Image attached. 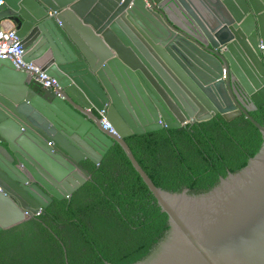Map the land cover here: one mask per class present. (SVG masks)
<instances>
[{"label":"water","instance_id":"water-1","mask_svg":"<svg viewBox=\"0 0 264 264\" xmlns=\"http://www.w3.org/2000/svg\"><path fill=\"white\" fill-rule=\"evenodd\" d=\"M5 21L55 83L0 57V230L69 198L117 143L167 215L128 264H264V124L250 114L264 100V0H3ZM218 114L244 115L262 142L203 192L156 186L125 141Z\"/></svg>","mask_w":264,"mask_h":264},{"label":"trees","instance_id":"trees-1","mask_svg":"<svg viewBox=\"0 0 264 264\" xmlns=\"http://www.w3.org/2000/svg\"><path fill=\"white\" fill-rule=\"evenodd\" d=\"M250 112L264 124V100ZM156 186L199 193L242 168L259 149L244 116L221 115L125 138ZM69 198L0 230V264H128L147 255L167 230V215L117 143Z\"/></svg>","mask_w":264,"mask_h":264},{"label":"built area","instance_id":"built-area-1","mask_svg":"<svg viewBox=\"0 0 264 264\" xmlns=\"http://www.w3.org/2000/svg\"><path fill=\"white\" fill-rule=\"evenodd\" d=\"M2 3L3 0H0V5ZM0 57L9 58L16 69L25 68L27 70L34 71L38 74L37 80L44 86H49L52 83H55L53 78L46 75L36 65L23 61V48L21 39L17 35L14 28L6 29L0 27ZM100 113L102 115L101 123L103 127L109 129L111 132H114L109 122H107L104 112L101 111ZM40 213L41 212H38L37 215Z\"/></svg>","mask_w":264,"mask_h":264},{"label":"crops","instance_id":"crops-1","mask_svg":"<svg viewBox=\"0 0 264 264\" xmlns=\"http://www.w3.org/2000/svg\"><path fill=\"white\" fill-rule=\"evenodd\" d=\"M0 27H2V28H6V29H8V28H14L13 25H12L11 23L7 22V21L2 22V23L0 24Z\"/></svg>","mask_w":264,"mask_h":264},{"label":"flooded vegetation","instance_id":"flooded-vegetation-1","mask_svg":"<svg viewBox=\"0 0 264 264\" xmlns=\"http://www.w3.org/2000/svg\"><path fill=\"white\" fill-rule=\"evenodd\" d=\"M85 164V163H84Z\"/></svg>","mask_w":264,"mask_h":264}]
</instances>
